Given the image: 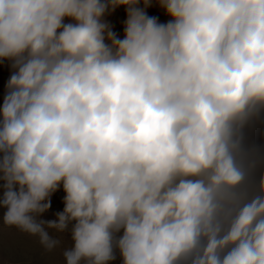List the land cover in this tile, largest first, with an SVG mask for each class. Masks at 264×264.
I'll list each match as a JSON object with an SVG mask.
<instances>
[{"label": "clouds", "instance_id": "clouds-1", "mask_svg": "<svg viewBox=\"0 0 264 264\" xmlns=\"http://www.w3.org/2000/svg\"><path fill=\"white\" fill-rule=\"evenodd\" d=\"M5 62L4 227L61 264H264V0H0Z\"/></svg>", "mask_w": 264, "mask_h": 264}, {"label": "rangeland", "instance_id": "rangeland-1", "mask_svg": "<svg viewBox=\"0 0 264 264\" xmlns=\"http://www.w3.org/2000/svg\"><path fill=\"white\" fill-rule=\"evenodd\" d=\"M150 15H158L163 21L164 15L156 8L149 10ZM125 18L123 8L109 17L115 30L122 33V21ZM10 76V68L8 63L0 69V103H2L5 92V85ZM63 190H59L51 196V208L43 215V219H55V214L63 211L64 197ZM3 210H0V264H61L63 258L60 251L70 243V238L67 234H57L53 230H49L52 235L57 236L61 240V246L53 253H45L39 246L38 242L25 234L18 232L15 229H8L2 224ZM112 264H121L119 255Z\"/></svg>", "mask_w": 264, "mask_h": 264}, {"label": "trees", "instance_id": "trees-1", "mask_svg": "<svg viewBox=\"0 0 264 264\" xmlns=\"http://www.w3.org/2000/svg\"><path fill=\"white\" fill-rule=\"evenodd\" d=\"M7 64V62L3 63V64H0V69L5 65Z\"/></svg>", "mask_w": 264, "mask_h": 264}]
</instances>
